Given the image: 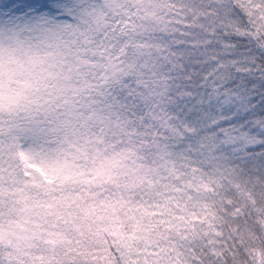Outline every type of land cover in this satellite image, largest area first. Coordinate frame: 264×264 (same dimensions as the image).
<instances>
[{"label":"snow or ice","instance_id":"snow-or-ice-1","mask_svg":"<svg viewBox=\"0 0 264 264\" xmlns=\"http://www.w3.org/2000/svg\"><path fill=\"white\" fill-rule=\"evenodd\" d=\"M0 264H264V0H0Z\"/></svg>","mask_w":264,"mask_h":264}]
</instances>
